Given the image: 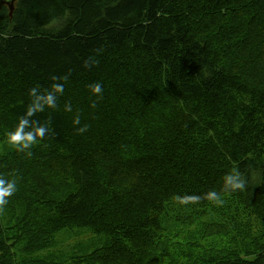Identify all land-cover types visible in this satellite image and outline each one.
Segmentation results:
<instances>
[{
    "label": "trees",
    "instance_id": "obj_1",
    "mask_svg": "<svg viewBox=\"0 0 264 264\" xmlns=\"http://www.w3.org/2000/svg\"><path fill=\"white\" fill-rule=\"evenodd\" d=\"M9 134L69 175L7 155L0 194L20 183L26 222L45 206L54 232L103 237L102 261L142 263L187 210L213 239L179 264H264V0H0ZM13 248L0 220V264H38Z\"/></svg>",
    "mask_w": 264,
    "mask_h": 264
},
{
    "label": "rangeland",
    "instance_id": "obj_2",
    "mask_svg": "<svg viewBox=\"0 0 264 264\" xmlns=\"http://www.w3.org/2000/svg\"><path fill=\"white\" fill-rule=\"evenodd\" d=\"M15 153H18V155L29 154L32 158L29 164L38 168L41 177L45 176L47 182L51 184L58 179L61 180L63 175L67 173L65 168L56 166L54 163L53 160L56 156L45 151L39 143L22 138L17 134H9L1 138L0 158L7 155L14 156ZM61 171H65V173ZM2 182L4 181L2 180ZM65 188L67 187H63V189ZM24 193V187L17 183L4 190L2 195L0 194V220L7 228L8 236L14 244L12 251L17 261L26 259L38 264H62L67 260L66 264H69L70 259L77 258L75 264L81 262L82 264L111 263L110 258L107 261H102L99 257V249L106 244L103 237L93 235L89 229L54 232L45 222L47 218L39 220L42 210L47 208L45 206L40 207L39 213L33 212V217L26 222ZM178 208L173 207L169 211H172L171 214L179 212ZM179 215L180 217L177 220L164 219V225H162L163 228L159 232L157 242L147 248L148 257L140 264H179L184 250L197 248L198 241L213 239L212 236L208 240L203 238L205 234L211 235L212 230L202 231L204 233L200 238L196 226L187 228L186 223L193 220H188L190 215H188L187 210L179 212ZM216 216L215 214L207 216L200 213L195 217L211 220ZM207 246H209V243H207ZM127 259H130V256ZM127 259L124 260L128 264Z\"/></svg>",
    "mask_w": 264,
    "mask_h": 264
},
{
    "label": "water",
    "instance_id": "obj_3",
    "mask_svg": "<svg viewBox=\"0 0 264 264\" xmlns=\"http://www.w3.org/2000/svg\"><path fill=\"white\" fill-rule=\"evenodd\" d=\"M2 4H5L10 9V16L13 15L15 4L18 0H1Z\"/></svg>",
    "mask_w": 264,
    "mask_h": 264
}]
</instances>
